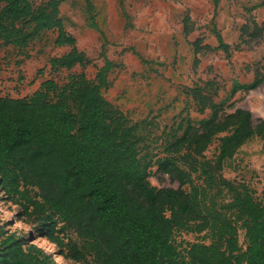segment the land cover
Instances as JSON below:
<instances>
[{"label": "trees", "instance_id": "trees-1", "mask_svg": "<svg viewBox=\"0 0 264 264\" xmlns=\"http://www.w3.org/2000/svg\"><path fill=\"white\" fill-rule=\"evenodd\" d=\"M4 1L0 36L7 42L24 48L37 31L57 28L55 42L70 49L50 58L52 69L93 61L65 28L63 0ZM86 3L98 27L93 1ZM25 22H34L33 31ZM194 28L187 14L185 35ZM242 29L254 36L263 32L264 22L253 20V26L246 23ZM213 30L218 44L197 37L192 42L196 52L230 50L214 19ZM113 66L105 55L95 79L82 71L62 84L43 80L30 96L0 95V185L7 195L16 197L25 211L37 213L44 228L61 222L59 230L65 235L74 229L83 242L70 239L76 259L90 253L97 264H264V200L248 184L223 174L226 159L244 142L264 136V117L243 107L225 112L213 104L211 115L189 122L158 161L157 171L177 180L178 186H152L140 157L141 135L102 92L110 85L107 73ZM261 84L264 74L249 87ZM244 86L238 84L235 90ZM191 90L196 95L197 89ZM218 135V153L208 158L206 150ZM181 230L203 236L181 244L175 240ZM0 264L58 263L0 220Z\"/></svg>", "mask_w": 264, "mask_h": 264}, {"label": "rangeland", "instance_id": "rangeland-1", "mask_svg": "<svg viewBox=\"0 0 264 264\" xmlns=\"http://www.w3.org/2000/svg\"><path fill=\"white\" fill-rule=\"evenodd\" d=\"M92 1L98 27L90 19L86 0H63L60 16L78 47L93 61L84 67L76 64L70 69H52L50 58L70 49L55 42L57 28L37 31L24 48L0 36V95L30 96L43 80L52 78L62 84L72 73L82 71L95 79L106 55L115 66L108 71L110 85L103 86L102 92L141 135L140 157L147 165L149 183L156 187L178 186L177 180L157 171L158 161L189 122L211 115L213 104L225 112L243 107L255 117H264V84L249 87L264 74V30L252 36L242 29L246 23L253 26V20L263 24L264 0H219L217 4L215 0ZM4 4L0 0V10ZM187 14L195 27L189 35L183 30ZM213 19L230 50L196 52L192 42L197 37H202L203 43L218 44ZM24 24L33 31L34 22ZM238 84L245 86L235 90ZM191 88L197 89L196 95ZM220 135L206 150L208 158L216 157ZM178 162L188 168L182 160ZM223 174L236 183L248 184L254 196L264 200V136L255 135L244 142L233 157L226 159ZM193 178L198 180L197 172ZM190 186L186 184L188 189ZM0 220L43 247L58 264H97L90 253L82 259L74 257L71 242L83 243L74 229L69 228L65 235L59 230L61 222L53 229L44 228L41 217L31 209L25 211L1 185ZM57 236L63 237L62 243ZM202 236L181 230L175 240L185 244ZM240 239L243 242V231Z\"/></svg>", "mask_w": 264, "mask_h": 264}]
</instances>
